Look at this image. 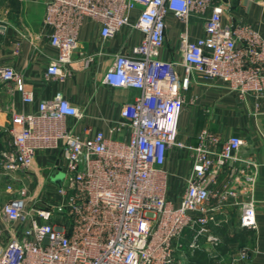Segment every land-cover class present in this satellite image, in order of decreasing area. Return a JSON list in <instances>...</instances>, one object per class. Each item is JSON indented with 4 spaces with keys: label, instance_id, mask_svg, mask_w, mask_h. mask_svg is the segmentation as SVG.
<instances>
[{
    "label": "built area",
    "instance_id": "obj_1",
    "mask_svg": "<svg viewBox=\"0 0 264 264\" xmlns=\"http://www.w3.org/2000/svg\"><path fill=\"white\" fill-rule=\"evenodd\" d=\"M229 2H45L42 34L55 51L46 81L62 83L69 76L79 30L90 20L104 40L123 29L140 34L127 53L114 57L102 79L110 88L139 95L117 118L104 120L106 133L90 125L75 132L86 115L59 95L39 101L35 113H11L7 145L0 153V181L7 195L0 206V264H178L175 253L186 231L193 234L192 251L204 249L210 264H220L214 255L222 242L213 232L220 224L216 216L239 195L246 199L237 203L239 227L257 228L255 177L244 176L255 165L236 156L243 140L223 141L206 131L195 146L178 138L183 94L193 76L221 83L239 100L264 99V40L246 23L225 21ZM169 16L183 27L182 58L172 63L159 60ZM190 17L203 20L202 35L194 41L188 39ZM93 62L94 55L78 53V69ZM0 85L16 91L23 105L35 103L33 91L11 67L0 66ZM175 150L188 153L191 162L176 206L167 197L164 169ZM39 153L54 154L53 169L64 173L60 185L43 183L34 167ZM235 162L242 166L232 171L227 187L214 189L223 169ZM245 258L241 250L228 264Z\"/></svg>",
    "mask_w": 264,
    "mask_h": 264
},
{
    "label": "crops",
    "instance_id": "obj_2",
    "mask_svg": "<svg viewBox=\"0 0 264 264\" xmlns=\"http://www.w3.org/2000/svg\"><path fill=\"white\" fill-rule=\"evenodd\" d=\"M46 1L18 0V10L8 9L0 16V66L11 67L21 74L26 87L35 95L33 105H23L16 91L0 85V144L8 140L5 130L9 127L11 113H35L39 101L51 100L59 95L86 115L75 132L80 133L82 127L90 125L93 130L106 133L104 120L117 118L122 107L139 95L132 89L110 88L102 83V79L114 57L118 53H127L129 47L140 40V34L123 29L115 38L104 40L100 36L99 26L90 20H84L79 30L77 51L69 67V76L62 83L57 79H44L48 62L55 56V51L42 34ZM136 14L133 12V16ZM225 21L230 24L246 23L264 40V0H230ZM166 22L165 42L159 51V60L179 62L184 50L180 37L183 27L172 16ZM202 32L203 20L190 17L188 39L194 41ZM78 53L94 55V62L87 69H78ZM177 73L181 78L182 71L177 69ZM183 97L185 103L179 120L178 137L181 142L197 145L202 131L223 141L233 136L239 137L244 144L236 156L251 159L255 165L245 169L244 176L255 177L252 199L257 228L252 231L239 227L237 203L245 201V197L239 195L236 199H229L216 216L220 224L214 227L213 232L222 242L214 255L220 264H228V259L244 250L245 260L236 264H264V99L247 96L239 100L221 83L204 81L199 76H193ZM68 123L72 124L73 120L69 119ZM53 158V153H39L34 162L35 169L40 172V168L51 164ZM241 166V163L235 162L225 167L213 188L227 187L232 171ZM164 169L168 175L167 197L176 206L191 170L188 153L173 151ZM192 236V232L186 231L181 237V246L175 253L178 264H210L204 249L192 251L189 248Z\"/></svg>",
    "mask_w": 264,
    "mask_h": 264
},
{
    "label": "rangeland",
    "instance_id": "obj_3",
    "mask_svg": "<svg viewBox=\"0 0 264 264\" xmlns=\"http://www.w3.org/2000/svg\"><path fill=\"white\" fill-rule=\"evenodd\" d=\"M10 9V2L9 0H0V16L2 17L3 12H6V10ZM7 141L4 140L3 144H0V153L1 151L6 147ZM40 175L43 177V183L46 185V187L52 186V185H60L61 181L63 179L64 173L54 170L52 165L49 164L45 167L40 168ZM60 177V180H58ZM59 181L57 183L56 181ZM5 184L0 181V206H2L7 199V195L5 193ZM32 187H30L31 189Z\"/></svg>",
    "mask_w": 264,
    "mask_h": 264
},
{
    "label": "trees",
    "instance_id": "obj_4",
    "mask_svg": "<svg viewBox=\"0 0 264 264\" xmlns=\"http://www.w3.org/2000/svg\"><path fill=\"white\" fill-rule=\"evenodd\" d=\"M10 2V9L18 10V0H9Z\"/></svg>",
    "mask_w": 264,
    "mask_h": 264
},
{
    "label": "water",
    "instance_id": "obj_5",
    "mask_svg": "<svg viewBox=\"0 0 264 264\" xmlns=\"http://www.w3.org/2000/svg\"><path fill=\"white\" fill-rule=\"evenodd\" d=\"M58 180H60V177H59V179H58ZM58 180L56 181L57 183H59V181H58Z\"/></svg>",
    "mask_w": 264,
    "mask_h": 264
}]
</instances>
